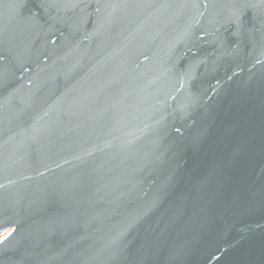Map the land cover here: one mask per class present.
Masks as SVG:
<instances>
[{"label":"water","instance_id":"1","mask_svg":"<svg viewBox=\"0 0 264 264\" xmlns=\"http://www.w3.org/2000/svg\"><path fill=\"white\" fill-rule=\"evenodd\" d=\"M0 264H264V0H0Z\"/></svg>","mask_w":264,"mask_h":264}]
</instances>
